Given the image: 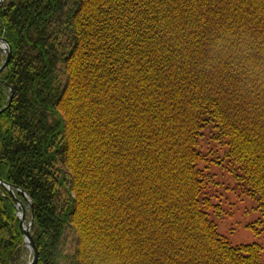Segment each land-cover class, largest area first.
<instances>
[{"label":"trees","instance_id":"trees-1","mask_svg":"<svg viewBox=\"0 0 264 264\" xmlns=\"http://www.w3.org/2000/svg\"><path fill=\"white\" fill-rule=\"evenodd\" d=\"M0 38V179L36 264H263L219 233L199 145L217 129L264 218V0H7ZM17 212L0 185V264L31 257Z\"/></svg>","mask_w":264,"mask_h":264},{"label":"rangeland","instance_id":"rangeland-1","mask_svg":"<svg viewBox=\"0 0 264 264\" xmlns=\"http://www.w3.org/2000/svg\"><path fill=\"white\" fill-rule=\"evenodd\" d=\"M209 130L210 132L208 129L205 130V135L200 138L199 150L209 155V161L221 162L220 165L213 161L206 162L208 173L214 179L212 193L218 197V200L214 199L213 202L221 207L220 213L213 215L212 218L218 224L219 233L227 237L233 246L253 243L261 245L264 264V218L259 211L255 210L257 203L248 199L242 189L235 184L234 175L228 169L227 160L224 159L222 164V161L210 158L213 154L226 158L228 147L224 139H218L217 129L211 127ZM261 220H263L262 224L259 223Z\"/></svg>","mask_w":264,"mask_h":264},{"label":"water","instance_id":"water-1","mask_svg":"<svg viewBox=\"0 0 264 264\" xmlns=\"http://www.w3.org/2000/svg\"><path fill=\"white\" fill-rule=\"evenodd\" d=\"M6 1L7 0H0V7ZM0 49H2L7 56L4 64L0 68V75H1L5 70L8 69L10 65V61L12 58V47L9 45L7 40L0 38ZM0 185L6 188L9 191L10 195L15 200L16 208L18 210L17 214L20 219V226H21L24 238H25V245H26V248L29 249L30 252L32 253V258L28 262V264H36L38 261L39 253H38V249L36 247L35 241L33 239V235L31 233L32 227L34 224V205L32 204L29 196L24 191H21V193L23 194L25 198L26 203L28 204L30 212H31V218L29 221H27L28 220L27 219V208L25 204H23L20 200L17 199L16 194H15V190H17V188L3 182L1 179H0Z\"/></svg>","mask_w":264,"mask_h":264}]
</instances>
